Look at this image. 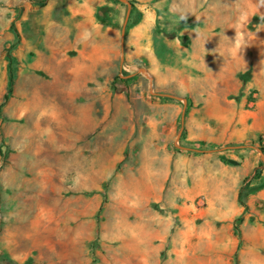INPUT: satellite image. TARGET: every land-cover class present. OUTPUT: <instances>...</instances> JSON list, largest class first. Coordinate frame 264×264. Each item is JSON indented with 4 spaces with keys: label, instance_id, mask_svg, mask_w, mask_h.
Wrapping results in <instances>:
<instances>
[{
    "label": "rangeland",
    "instance_id": "obj_1",
    "mask_svg": "<svg viewBox=\"0 0 264 264\" xmlns=\"http://www.w3.org/2000/svg\"><path fill=\"white\" fill-rule=\"evenodd\" d=\"M0 264H264V0H0Z\"/></svg>",
    "mask_w": 264,
    "mask_h": 264
},
{
    "label": "bare ground",
    "instance_id": "obj_2",
    "mask_svg": "<svg viewBox=\"0 0 264 264\" xmlns=\"http://www.w3.org/2000/svg\"><path fill=\"white\" fill-rule=\"evenodd\" d=\"M54 32L56 33V37L57 38H59L61 35H59L60 34V32H59V30L57 29V30H54ZM49 48V47H48ZM48 48H46L47 50V53H46V57L48 58V63L50 62V56L49 55H51L50 54V51H49V49ZM49 51V52H48ZM236 52V51H235ZM239 53V51L237 50V52H236V54H238ZM44 99V98H43ZM43 102H45V100H43L42 101V105H44V103ZM41 107V106H40ZM44 106H42L41 108H42V110H46V107L45 108H43ZM32 136L35 138V141H36V145H37V147H39L40 148V154H41V152H43V148H42V144H44V141H45V137H44V135H43V131L41 130V128H38L36 131H34L33 133H32ZM44 140V141H43ZM38 153V154H39ZM40 187H41V183H40ZM41 189H43V186L41 187Z\"/></svg>",
    "mask_w": 264,
    "mask_h": 264
},
{
    "label": "trees",
    "instance_id": "obj_3",
    "mask_svg": "<svg viewBox=\"0 0 264 264\" xmlns=\"http://www.w3.org/2000/svg\"><path fill=\"white\" fill-rule=\"evenodd\" d=\"M8 57H9V55H8ZM10 58V57H9ZM129 80V78L128 79H122V81L123 82H126L127 83V81ZM12 76L10 75L9 76V83H8V88H7V91H8V93L11 91V88H12ZM8 98V95H7V93H6V95L4 96V99H7Z\"/></svg>",
    "mask_w": 264,
    "mask_h": 264
},
{
    "label": "clouds",
    "instance_id": "obj_4",
    "mask_svg": "<svg viewBox=\"0 0 264 264\" xmlns=\"http://www.w3.org/2000/svg\"><path fill=\"white\" fill-rule=\"evenodd\" d=\"M180 19H186V17L185 16H181Z\"/></svg>",
    "mask_w": 264,
    "mask_h": 264
}]
</instances>
